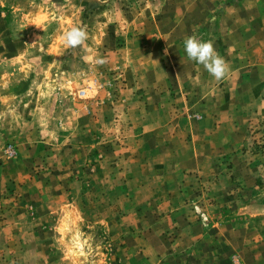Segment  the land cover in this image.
<instances>
[{
	"label": "rangeland",
	"instance_id": "1",
	"mask_svg": "<svg viewBox=\"0 0 264 264\" xmlns=\"http://www.w3.org/2000/svg\"><path fill=\"white\" fill-rule=\"evenodd\" d=\"M163 1L0 0V264H264V97L148 80L124 44Z\"/></svg>",
	"mask_w": 264,
	"mask_h": 264
},
{
	"label": "crops",
	"instance_id": "2",
	"mask_svg": "<svg viewBox=\"0 0 264 264\" xmlns=\"http://www.w3.org/2000/svg\"><path fill=\"white\" fill-rule=\"evenodd\" d=\"M130 27L129 40L124 45L135 50V66H147L148 80H177L180 84L192 77L198 81L197 95L231 97L228 111L235 113L250 112L254 107L251 97H264V0H164L156 9L137 16ZM200 33L207 36L203 41L214 42L216 51L230 66L227 77L217 84L185 52L184 40L189 36L200 39ZM134 79L137 83L142 80L138 75ZM211 105L204 102L206 112L211 113ZM218 139L223 146L232 147L238 141L235 134L231 139ZM191 155L198 168L204 167L206 159L214 158L212 151L207 155L202 151Z\"/></svg>",
	"mask_w": 264,
	"mask_h": 264
},
{
	"label": "clouds",
	"instance_id": "3",
	"mask_svg": "<svg viewBox=\"0 0 264 264\" xmlns=\"http://www.w3.org/2000/svg\"><path fill=\"white\" fill-rule=\"evenodd\" d=\"M97 2L106 3L107 0ZM88 39L89 33L85 27L74 26L64 34L63 43L66 48L76 49L82 47ZM184 49L187 57L202 65L215 80L225 79L230 72L228 62L216 51L213 41H203L196 36H189L184 40ZM95 63L102 66L106 61L98 58Z\"/></svg>",
	"mask_w": 264,
	"mask_h": 264
}]
</instances>
